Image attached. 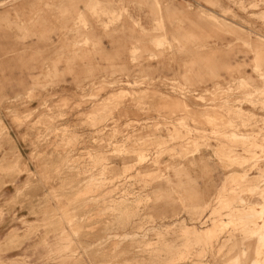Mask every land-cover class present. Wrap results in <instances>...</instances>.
I'll use <instances>...</instances> for the list:
<instances>
[{"label": "rangeland", "instance_id": "1", "mask_svg": "<svg viewBox=\"0 0 264 264\" xmlns=\"http://www.w3.org/2000/svg\"><path fill=\"white\" fill-rule=\"evenodd\" d=\"M258 68L264 0H0V264H247Z\"/></svg>", "mask_w": 264, "mask_h": 264}, {"label": "bare ground", "instance_id": "2", "mask_svg": "<svg viewBox=\"0 0 264 264\" xmlns=\"http://www.w3.org/2000/svg\"><path fill=\"white\" fill-rule=\"evenodd\" d=\"M259 69V71H258V73L257 74H259V75H264V72L262 71V69L261 68H258ZM238 77V76H237ZM242 77V76H241ZM240 77V78H241ZM239 78V79H240ZM249 78V77H248ZM250 79V78H249ZM264 79V78H263ZM236 80V79H235ZM243 80V79H242ZM241 80V81H242ZM231 81V80H230ZM232 82V81H231ZM244 82V81H243ZM243 82H241V83H243ZM250 82V81H249ZM131 83V82H130ZM251 83V82H250ZM244 84V83H243ZM242 84V85H243ZM244 86V85H243ZM245 87V86H244ZM248 87V86H247ZM122 88V87H121ZM124 88V87H123ZM126 88V87H125ZM246 88V87H245ZM128 89V88H127ZM118 90V89H117ZM120 90V89H119ZM125 90V89H124ZM123 90V91H124ZM151 90V89H150ZM154 90V89H153ZM122 91V89L120 90V92ZM128 91V90H127ZM132 91V90H131ZM145 91V90H144ZM159 91V90H158ZM155 92V91H154ZM237 92V91H236ZM147 93V92H146ZM153 93V92H152ZM115 94V93H114ZM147 94H149V93H147ZM155 94V93H154ZM143 95V94H142ZM152 95V94H151ZM180 97V96H179ZM224 97V96H223ZM142 98V97H141ZM245 98V97H244ZM204 99V98H203ZM241 99V98H240ZM126 101V100H125ZM176 101V100H175ZM185 101V100H184ZM161 103V102H160ZM247 103H251V102H247ZM126 103H124V105H125ZM164 104V103H163ZM170 104V103H169ZM185 104V103H184ZM93 105H95V104H93ZM121 105V104H120ZM172 105V104H171ZM186 105V104H185ZM132 106V105H131ZM129 107V106H128ZM155 108V107H154ZM181 108H183V107H181ZM195 108V107H194ZM97 109H98V107H97ZM122 109V108H121ZM128 109V108H127ZM146 109V108H145ZM161 109V108H160ZM137 110V109H136ZM162 110V109H161ZM160 110V111H161ZM169 110V109H168ZM88 111V110H87ZM128 111V110H127ZM134 111V110H133ZM155 111H156V109H155ZM170 111V110H169ZM168 111V112H169ZM200 111V110H199ZM203 111V110H202ZM83 112V111H82ZM139 112V111H138ZM157 112H158V110H157ZM211 112V111H210ZM214 112V111H213ZM241 112V116L243 117L242 118V120L244 119V120H246V121H250V123H249V125H250V129L254 132L252 135H253V138L247 143V148H244V150L245 151H250V148H252L253 146H255V143H256V141L258 140V135H259V130L258 131H256V127H260V126H258L259 124H258V121H259V116L258 115H255V114H253V116H250V112H248V110L247 109H244V108H242V110L240 111ZM123 113V112H122ZM125 113H126V111H125ZM135 113V112H134ZM137 113V112H136ZM146 114H148L147 112H145ZM152 114H153V112H151ZM166 113V112H165ZM171 113V112H170ZM177 113V112H176ZM185 113V112H184ZM183 113V114H184ZM206 113H207V111H206ZM129 114V113H128ZM127 114V115H128ZM175 114V113H174ZM200 114V113H199ZM211 114V113H210ZM224 114V113H223ZM132 115V114H131ZM150 115V114H149ZM205 115V114H204ZM255 115V116H254ZM101 116H102V113H101ZM168 116V115H167ZM170 116V115H169ZM214 116V115H213ZM217 116V115H216ZM56 117V116H55ZM62 117V116H61ZM67 117V116H66ZM79 117V116H78ZM103 117V116H102ZM137 117V116H136ZM166 117V116H165ZM197 117V116H196ZM59 118H60V116H59ZM116 118V117H115ZM125 118V117H124ZM73 119V118H72ZM175 119V118H174ZM173 119V120H174ZM236 119V118H235ZM82 120V119H81ZM98 120V119H97ZM74 121V120H73ZM94 121V120H93ZM222 121V120H221ZM77 122V121H76ZM79 122V121H78ZM101 122V121H100ZM205 122V121H204ZM50 123V122H49ZM71 123V122H70ZM75 123V122H74ZM74 123H73V125H74ZM87 123V122H86ZM98 123H99V121H98ZM68 124V123H67ZM77 124V123H76ZM128 124V123H127ZM219 124V123H218ZM78 125H80V124H78ZM97 125V124H96ZM95 125V126H96ZM154 125H156V124H154ZM220 125V124H219ZM82 126V125H81ZM152 126V125H151ZM175 127V126H174ZM85 128V127H84ZM118 128H121V127H118ZM176 128V127H175ZM178 128V127H177ZM176 128V129H177ZM264 128V126L263 127H261V129L260 130H262ZM88 129V128H87ZM92 130V129H91ZM122 130V129H121ZM82 132V131H81ZM80 132V133H81ZM89 132V131H88ZM106 132V131H105ZM179 132V131H178ZM233 132V131H232ZM74 132L72 131V134H73ZM87 133V132H86ZM121 133V132H120ZM227 133V132H226ZM240 134V133H239ZM76 135H77V133H76ZM84 135V134H83ZM90 135V134H89ZM118 135V134H117ZM122 135V134H121ZM237 135V134H236ZM241 135H245V134H241ZM249 135H251L250 133H249ZM85 136V135H84ZM87 136V135H86ZM85 136V137H86ZM226 136V135H225ZM117 137H119V136H117ZM145 138V137H144ZM249 138V137H248ZM56 139V138H55ZM55 139H53V140H55ZM79 139V138H78ZM114 139H116V138H114ZM52 140V139H51ZM50 140V141H51ZM52 140V141H53ZM105 140H107V139H105ZM109 140V139H108ZM58 142V141H57ZM74 142V141H73ZM75 142H77V141H75ZM80 142V141H79ZM47 143V142H46ZM63 143V142H62ZM65 143V142H64ZM150 143V142H149ZM79 144V143H78ZM81 144V143H80ZM83 145V144H82ZM130 145V144H129ZM73 146V145H72ZM132 146V145H131ZM150 146V145H149ZM67 147H69V146H67ZM151 147V146H150ZM153 147V146H152ZM163 148V147H162ZM45 149H47V148H45ZM126 149H128L127 147H126ZM144 150V149H143ZM102 151V150H101ZM141 152V151H140ZM55 153V152H54ZM236 153V152H235ZM62 154V153H61ZM83 154V153H82ZM85 154V153H84ZM84 157V156H83ZM58 158V157H57ZM153 159V158H152ZM217 159V158H216ZM79 160V159H78ZM83 160V159H82ZM134 160V159H133ZM74 161H75V159H74ZM80 161V160H79ZM69 162H70V160H69ZM72 162V161H71ZM228 162V161H227ZM231 162V161H230ZM248 162V161H247ZM80 163V162H79ZM68 166V165H67ZM89 166V165H88ZM93 166V165H92ZM136 166V165H135ZM90 167H91V165H90ZM132 167V166H131ZM76 168V167H75ZM79 168V167H78ZM115 168V167H114ZM253 168V166H251L249 169H252ZM130 170V169H129ZM132 171V170H131ZM79 172V171H78ZM67 173V172H66ZM237 173V174H236ZM70 174V173H69ZM74 174H76V173H74ZM145 174V173H144ZM155 174V173H154ZM229 174H231V175H234V176H237L238 175V172L237 171H232L231 173H229ZM71 175V174H70ZM78 175V174H77ZM81 175V174H80ZM246 175V174H245ZM72 176V175H71ZM132 176V175H131ZM76 177V176H75ZM74 177V178H75ZM78 177V176H77ZM73 178V177H72ZM81 178V177H80ZM80 178H78V179H80ZM139 178V177H138ZM149 178H150V176H149ZM253 178V177H252ZM248 180V179H247ZM255 181V180H254ZM146 182V181H145ZM226 186V185H225ZM89 187V186H88ZM235 188V187H234ZM247 188V187H246ZM90 191V190H89ZM92 191V190H91ZM94 193V192H93ZM239 193V192H238ZM92 195V194H91ZM248 200V199H247ZM247 200H245L244 201V207H241V208H236L235 210H232V211H230V212H228V216L230 215V217H235V216H238V215H244L246 218H249V219H253L255 216H257V217H263L262 215H264V201L263 202H260V203H255L254 201L253 202H247ZM222 203V202H221ZM108 204V203H107ZM260 205V206H256V205ZM91 205V204H90ZM86 206V205H85ZM241 211H243V212H241ZM94 212V211H93ZM93 215V214H92ZM91 216V215H90ZM90 216H88V217H90ZM259 219V218H258ZM90 220V219H89ZM99 220V219H98ZM87 221H88V219H87ZM92 221V220H91ZM90 221V222H91ZM94 221V220H93ZM233 221H235V220H233ZM89 222V223H90ZM92 223V222H91ZM229 223V222H228ZM75 225V224H74ZM77 226V225H76ZM238 226V225H237ZM219 227H221V226H219ZM94 228V227H93ZM218 228V227H217ZM232 228V227H231ZM89 229V228H88ZM88 229H87V231H88ZM98 229V228H97ZM224 229V228H223ZM227 229V228H226ZM233 229V228H232ZM259 229V228H258ZM230 230V229H229ZM235 230V229H234ZM211 231V230H210ZM224 231H225V229H224ZM227 231V230H226ZM78 233H79V231H77ZM223 232V231H222ZM205 233V232H204ZM225 233V232H224ZM218 234V233H217ZM224 235V234H223ZM94 237V236H93ZM92 239V238H91ZM244 246H246V245H244ZM246 249H248V248H246ZM116 251V250H115ZM105 252V251H104ZM199 253V252H198ZM112 254V253H111ZM111 254H109L108 253V255H110V257H111ZM116 254V253H115ZM102 255V254H101ZM103 255H104V253H103ZM106 255V254H105ZM122 256V255H121ZM196 256H199V255H196ZM113 257V256H112ZM102 258V257H101ZM197 258V257H196ZM114 262V261H113ZM126 264V263H125ZM200 264V263H199ZM246 264V263H245ZM247 264H264V249H262V250H257L256 251V256L255 257H252L251 259H250V261L247 263Z\"/></svg>", "mask_w": 264, "mask_h": 264}, {"label": "crops", "instance_id": "3", "mask_svg": "<svg viewBox=\"0 0 264 264\" xmlns=\"http://www.w3.org/2000/svg\"><path fill=\"white\" fill-rule=\"evenodd\" d=\"M12 231H13V230H11V231H9V232H8V234H7V238H8V239H9V237H8V236H9V234H11V232H12Z\"/></svg>", "mask_w": 264, "mask_h": 264}]
</instances>
